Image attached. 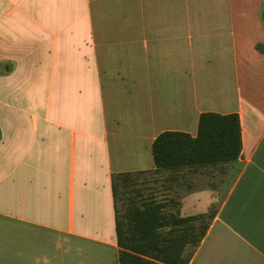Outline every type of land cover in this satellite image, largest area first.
Returning <instances> with one entry per match:
<instances>
[{"label":"crops","instance_id":"1","mask_svg":"<svg viewBox=\"0 0 264 264\" xmlns=\"http://www.w3.org/2000/svg\"><path fill=\"white\" fill-rule=\"evenodd\" d=\"M203 113L242 150L215 203L206 168L164 175L209 216L188 264H264V0H0V264H120L112 176L153 189V142Z\"/></svg>","mask_w":264,"mask_h":264},{"label":"trees","instance_id":"2","mask_svg":"<svg viewBox=\"0 0 264 264\" xmlns=\"http://www.w3.org/2000/svg\"><path fill=\"white\" fill-rule=\"evenodd\" d=\"M241 126L236 114L203 113L197 134L163 132L152 144L153 189L137 174L112 176L120 264H188L209 228V216H182L167 195L164 175L223 167L238 161Z\"/></svg>","mask_w":264,"mask_h":264},{"label":"rangeland","instance_id":"3","mask_svg":"<svg viewBox=\"0 0 264 264\" xmlns=\"http://www.w3.org/2000/svg\"><path fill=\"white\" fill-rule=\"evenodd\" d=\"M4 68V67H3ZM128 165L132 164V163H127ZM140 166H145L144 163H140ZM207 170L205 171V173L201 176L202 179L204 180V183H208L209 184L212 183V187H210V189L212 188V190H207V193H203L202 191L197 192L196 194L198 195V197L200 199H205V196H211L212 200L214 201V203L220 199L225 191H226V186L228 185V183L230 182V175H227L226 173V167L221 170L219 168H206ZM157 193L158 197H163L165 195V193L161 194V190H160V186H157Z\"/></svg>","mask_w":264,"mask_h":264}]
</instances>
